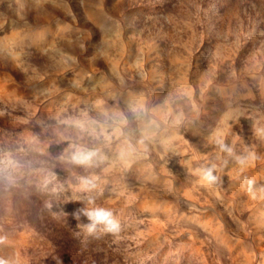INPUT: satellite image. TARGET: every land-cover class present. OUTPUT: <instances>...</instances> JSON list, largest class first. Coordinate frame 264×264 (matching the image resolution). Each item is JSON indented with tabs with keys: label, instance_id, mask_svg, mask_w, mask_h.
<instances>
[{
	"label": "rangeland",
	"instance_id": "1",
	"mask_svg": "<svg viewBox=\"0 0 264 264\" xmlns=\"http://www.w3.org/2000/svg\"><path fill=\"white\" fill-rule=\"evenodd\" d=\"M0 237L9 264H264V0H0Z\"/></svg>",
	"mask_w": 264,
	"mask_h": 264
},
{
	"label": "clouds",
	"instance_id": "2",
	"mask_svg": "<svg viewBox=\"0 0 264 264\" xmlns=\"http://www.w3.org/2000/svg\"><path fill=\"white\" fill-rule=\"evenodd\" d=\"M95 153L92 152H78L77 155L73 157L74 161L81 164H86L91 160V157ZM204 178L208 181H213L216 178L212 175V170L208 169L204 173ZM82 185L85 188L95 187V184L92 180L82 178ZM83 215L87 216L90 223L87 225V231L89 234L95 232L96 226L98 224H103L105 230L110 233H117L120 231L119 221L114 217L113 213L110 210L103 208H94L91 210L83 211ZM4 238L0 237V243H3ZM0 264H9V262L3 258H0Z\"/></svg>",
	"mask_w": 264,
	"mask_h": 264
}]
</instances>
